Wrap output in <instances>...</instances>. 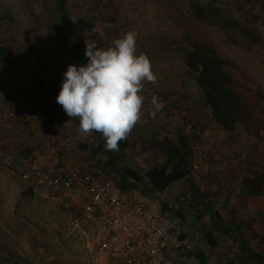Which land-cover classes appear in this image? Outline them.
I'll return each instance as SVG.
<instances>
[{
    "label": "rangeland",
    "instance_id": "1",
    "mask_svg": "<svg viewBox=\"0 0 264 264\" xmlns=\"http://www.w3.org/2000/svg\"><path fill=\"white\" fill-rule=\"evenodd\" d=\"M221 1L232 7L236 16L243 21L250 19L264 38L263 1ZM187 8L181 0H0V45L12 43L15 48L14 54L19 58L24 55L23 60L27 64L37 62L36 65L40 67L42 65V79L45 84L49 83L52 87L54 83L49 77L52 65L60 69L61 64L66 68L69 63L80 66L88 62L85 56L86 41L100 43V48H106L111 46L113 40L120 38L128 31H133L137 37V54L145 53L149 56L153 71L158 76L156 85L148 82L147 84L166 92L171 90L172 98L168 101L164 100L159 110L151 105V98H147L139 122L142 135L147 138L154 136L163 138L167 133L174 134L176 123L171 117L172 111L180 112V108H183V111L189 110L190 113L202 110L200 109L203 105L202 93L200 92V96L196 82L197 88L191 79L177 74L182 71L181 46L189 42L185 33L190 32L193 37L213 41L225 56L234 58L236 55L222 45L214 31L207 26L195 24L187 13ZM62 12L69 15L73 21L83 17L86 20L93 19L96 23L94 29L84 32L86 41L81 46L79 56L76 51L71 50L74 39L71 36L74 35V28H70V24L61 21ZM34 69L37 70V66ZM256 72L264 81L260 69ZM252 73L255 74V71ZM23 79L25 78H21ZM35 83L38 82L35 81ZM24 87L30 88L27 98L34 96V101H39L36 90L35 94L30 93L32 86L29 81ZM171 100L177 104H171ZM34 106V104L31 105L32 110ZM149 109L156 111L155 118L152 117ZM1 111L0 119L3 114L10 113L12 109ZM182 113L180 112L181 115ZM43 117L47 118L46 113ZM67 117L69 116L65 113L64 118L67 119ZM69 121L73 127V132H69L70 134L82 137V140L89 145L94 144L91 134L85 136L78 132V118L69 117ZM59 122L62 123V120ZM186 129L190 130L189 124ZM208 129H205L203 133L204 138L210 134V138L213 137L212 134L215 135L211 127ZM234 136L227 142L225 140L223 145L216 142L218 148L223 147L221 152L227 155L223 160L219 158L213 163L209 158L210 163L217 169L207 175H198L196 178L202 185L206 186L214 182L218 187L220 186L225 196L230 199L228 208L238 214L237 207L246 196L241 187V180L253 170L264 172V135L256 138L238 130ZM120 151L121 154H125L120 164L127 163L142 169L155 163L162 164V160L156 153L140 152L132 145ZM84 153L87 157L89 152ZM101 155L107 159L105 154ZM183 184L181 180L178 186L181 187ZM27 188L28 183L11 176L0 165V256H5L1 257L3 264H94L90 232L84 235L75 230L64 211L49 206L35 196L24 197L23 192ZM167 194L162 193V198L166 201L170 200L171 205L170 198H176V196L174 192L170 193V197ZM172 206L176 210L175 205L172 204ZM226 213L231 215L229 211ZM189 218L191 226L195 219L192 215ZM239 222L235 219L233 228ZM242 226H244L243 222ZM238 244L237 242L236 246H239ZM211 253L217 260L216 253L213 250ZM218 255L220 256L217 264H223L227 258L225 251Z\"/></svg>",
    "mask_w": 264,
    "mask_h": 264
},
{
    "label": "trees",
    "instance_id": "2",
    "mask_svg": "<svg viewBox=\"0 0 264 264\" xmlns=\"http://www.w3.org/2000/svg\"><path fill=\"white\" fill-rule=\"evenodd\" d=\"M181 1L188 7L186 11L195 24L207 26L214 31L222 45L235 52L236 55L234 58L225 56L213 41L193 37L190 32H186L185 35L189 42L181 46L183 50L182 71L177 74L180 77L191 79L194 84L196 82L197 91L199 94L201 92L203 96L200 94L203 102L200 107L201 112L190 113L189 110L183 111V108H180V112H183L181 115L178 111L185 121L184 125H190V130L174 124L176 126L174 134L167 133L163 138L155 136L147 138L142 135V128L137 123L131 134L120 141L119 151L106 150V141L98 132L91 133L94 144L89 145L87 142H83L82 148L89 151L87 157L95 158L101 154L107 156L105 165L117 176L122 177L125 189L137 187L141 188L144 193L155 191L165 193L178 181L186 179L190 183L189 158L193 151L192 143L197 147L202 145V133L208 129L211 121L218 124L226 133L233 135L232 138L235 137L238 130L256 138L264 135V81L256 72L260 69L264 76L263 36L250 19L243 21L236 16L232 7L221 0ZM261 1L264 2V0ZM62 15L61 21L70 24V28H74V35L71 36L74 38L71 50L76 51L79 56L85 39L84 32L94 29L96 23L93 19L86 20L83 17H78L73 21L69 15L67 16L63 12ZM58 25L61 26L59 23ZM96 44L97 47L101 46L100 43ZM14 51L12 43L0 45V66L5 72L11 74L17 73L20 69L14 57ZM254 71L255 74L252 73ZM56 87V84H52L53 89ZM155 88L163 101L172 98L171 90L166 92V90ZM175 103L174 100H171V104ZM171 117L175 121L173 114ZM131 145L143 152H145V146L149 147L152 151L146 152L156 153L162 160V164L155 163L148 168L143 167V169L127 163L120 164L122 158L125 157V154L120 153V149ZM27 154L30 153L22 152L16 156L20 158ZM241 187L245 195H262L264 193V172L251 171L241 180ZM210 193L214 192L210 190L207 195L210 196ZM23 195L24 197H34L29 186L24 190ZM162 202L166 212L172 210L173 206L169 201L162 198ZM192 204L187 195L182 193L179 195L178 201L174 203L177 208L175 213L184 216L182 212L187 207L192 210ZM217 217L220 221L218 225L223 228L222 230H228L227 223L223 222V216L217 212ZM242 222L240 220L237 224L239 230L243 227ZM202 230L205 231L204 235L210 246H217L218 241L213 230H206L204 226ZM235 238L239 242V246L234 244L228 251H225L227 258L223 264H249L251 260L262 262L261 254L249 248L238 234ZM1 257L5 256H0V264H3Z\"/></svg>",
    "mask_w": 264,
    "mask_h": 264
},
{
    "label": "built area",
    "instance_id": "3",
    "mask_svg": "<svg viewBox=\"0 0 264 264\" xmlns=\"http://www.w3.org/2000/svg\"><path fill=\"white\" fill-rule=\"evenodd\" d=\"M143 95L145 101L156 96L161 105L164 103L147 82ZM172 114L176 125L188 126L177 110ZM12 116L13 112L3 114L1 120ZM69 139L62 135L46 138L39 152L20 158L0 146V165L11 176L28 183L35 197L64 211L75 230L84 235L90 232L94 264H184L186 255L195 249L189 219L166 212L159 191L125 189L122 177L107 168L102 155L85 157L67 167L64 151ZM192 148L190 176L207 175L217 169L205 148L194 143ZM49 162L59 169L51 170Z\"/></svg>",
    "mask_w": 264,
    "mask_h": 264
},
{
    "label": "crops",
    "instance_id": "4",
    "mask_svg": "<svg viewBox=\"0 0 264 264\" xmlns=\"http://www.w3.org/2000/svg\"><path fill=\"white\" fill-rule=\"evenodd\" d=\"M85 39L84 41H86ZM14 57L19 67L21 66L17 73H7L0 66V93L2 94L0 98H3L0 104V106H2L0 110L5 111L7 109H12L11 112L15 114V116L7 119H0V146L5 147L16 155H20L22 152L36 153L39 152L44 139H55L57 136L62 135L70 138L64 151V161L67 167L79 163V160L81 161L86 157L84 152L89 151L88 149L82 148V144L85 142L82 140V137L73 136L69 133L73 132L69 117H67V119L64 118L65 111L56 102V97L61 90L64 73L68 67L65 68V65L61 64L59 66L60 69H56L55 66L52 65L49 77L52 78L50 80L57 85V87L53 89L49 83L45 84L42 79V65L41 67L36 65L37 62L27 64L23 60L24 55L19 58L14 54ZM70 64L72 63H69L68 66ZM24 65L27 66L24 67ZM36 66L37 70L34 69ZM21 78L25 79L21 80ZM28 81L32 86L30 93L33 92L35 94L36 90L37 95H39L37 97L39 101H34V96H29L27 98L30 88H26L24 85H26ZM35 81L38 83L36 84ZM32 104L36 106L33 107V110L31 108ZM41 109H43V111H41ZM45 113L47 116L46 119L43 117ZM63 119L65 120L63 121ZM60 120H62V123L59 122ZM210 127L212 131L215 132V135L212 134L213 137H211V140L207 138L202 139V145H200V147L206 149L208 158L212 159L211 161L213 163L219 158L223 160L224 157L227 156L225 153L221 152L223 147L218 148L216 142L223 145L225 140L227 142L229 139H232L233 135L223 131L214 121L209 123L208 128ZM138 151L143 152L141 150ZM144 151L152 150L145 146ZM42 161L44 162L43 159ZM48 167L55 172L59 169V166L54 162H49ZM190 179L191 185L186 179H183L182 181L184 184L181 187L178 186L180 182L178 181L168 189L170 192L164 193V195L168 193L167 195L170 197V193L174 192L176 198H170L172 199L173 205L175 201H178V197L182 193H185L193 203L192 210L185 207L186 209L182 212L185 218L190 219L189 217L192 215L196 220H193L194 223L189 227L190 237L193 240L195 249L192 253L186 255L184 263L217 264L219 261L218 257L220 256L218 253L226 251L229 246L236 245L238 241H236L235 236L238 234L249 248L261 254L263 257L262 262L251 260L249 264H264V193L260 196L246 195L242 198L239 207H237L239 210L237 214L232 212V209L228 208L230 199L225 196L220 186L218 187L214 182L206 186L202 185L194 176H190ZM210 190L214 193H210L211 195L208 196L207 192H210ZM236 205L238 206V204ZM176 210L172 207V210L169 212L176 214ZM226 211H229L231 215L229 216ZM217 212L223 216V222L227 223L226 226H228V230H222L223 228L218 225L220 221L217 217ZM235 219L243 221L244 226L241 230H239L237 226L233 228ZM203 226L206 230L212 229L218 241V245L212 247L213 249L210 248L211 246L204 235L205 231L202 230ZM211 250L216 253L217 260L213 257L214 254L211 253Z\"/></svg>",
    "mask_w": 264,
    "mask_h": 264
},
{
    "label": "clouds",
    "instance_id": "5",
    "mask_svg": "<svg viewBox=\"0 0 264 264\" xmlns=\"http://www.w3.org/2000/svg\"><path fill=\"white\" fill-rule=\"evenodd\" d=\"M86 64H70L64 73L56 102L71 119L78 118V132L87 136L100 133L108 151H119L120 141L126 139L141 121L145 104V82L156 85L149 56L137 54V37L128 31L106 48L86 41ZM151 105L159 110L156 96ZM153 118L156 111L149 109Z\"/></svg>",
    "mask_w": 264,
    "mask_h": 264
}]
</instances>
